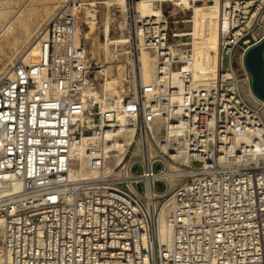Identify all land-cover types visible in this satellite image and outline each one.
<instances>
[{
    "label": "built area",
    "instance_id": "obj_1",
    "mask_svg": "<svg viewBox=\"0 0 264 264\" xmlns=\"http://www.w3.org/2000/svg\"><path fill=\"white\" fill-rule=\"evenodd\" d=\"M136 1L121 107L85 94L89 80L100 90L101 63L77 41L70 4L48 23L38 59L0 76V185L21 183L0 186L4 264H264V100L245 65L264 40V0H224L228 28L206 84L194 80L190 44L173 47L191 7L164 0L146 17ZM142 49L154 53L148 81ZM84 134L90 174L73 176Z\"/></svg>",
    "mask_w": 264,
    "mask_h": 264
},
{
    "label": "bare ground",
    "instance_id": "obj_2",
    "mask_svg": "<svg viewBox=\"0 0 264 264\" xmlns=\"http://www.w3.org/2000/svg\"><path fill=\"white\" fill-rule=\"evenodd\" d=\"M163 1L164 0H137L136 11L141 16L146 17L161 15ZM175 1L183 3L186 7H191L189 0ZM193 1L195 2L192 5L194 14L190 16V20L186 23L185 29L177 30L176 35L179 36V38L176 39V43L173 45V47L176 51L180 52L179 45L183 43V41H186L187 44H190L194 65V80L198 84H206L210 81H215L217 78L216 73L219 69V50L217 45L220 42L221 38L226 34L228 25L222 14L224 0H213L214 4H210L208 1H205L204 4L199 5H196L198 0ZM99 3L104 4L106 11H104V15L100 19L99 24L90 22L89 30L84 33V36L85 38H88L89 35L96 30H98L99 33L103 35V40L99 39V44L98 46L96 45V53H98L99 56L103 55L102 59L100 58V60H96L97 62L101 63V68L96 71V76H101V88L99 90L90 87L91 80H89L85 94L89 97H96L97 99L101 100L103 98L110 99L112 101V105L114 104L115 106L121 107L120 105H122V94L120 87H122L123 81L116 79L114 73L117 70L116 72L118 77L126 75L128 62L134 64V61L130 57L128 50L130 37L129 34L125 32L128 22L126 19L120 20L117 25V29L119 30V32L115 31L114 22L117 20L118 14L114 12L112 5L114 3H117L118 6L122 7V9L120 10L121 15H126V11L128 9L127 0H103L99 1ZM73 9L76 10V7H74ZM202 26H205V28H203V30H205L204 32L202 30ZM80 30L81 26L78 23L77 17V41H79L81 38ZM33 32L34 29H20L19 34L21 35V40L16 41V43L19 44L20 47L22 46V49L27 46L28 43H30L28 48L21 56V59H24L25 62L36 61L32 58V56L34 53H38L39 55L42 42L41 38H46L47 35L45 29L37 35V38L32 41V37L34 35ZM216 42L217 45L215 48L214 44ZM17 52H15L14 54H16ZM118 53H121L122 56L119 57ZM116 55L118 56V58H115ZM90 60L93 59L91 58ZM141 64L144 79L148 81L152 78V72L154 71V53L147 49H142ZM174 75L176 76V71H174ZM246 96L253 105H256V101L249 95L248 92L246 93ZM101 107L105 108L106 104L102 105ZM262 114L264 119V109L262 110ZM258 135H260L261 141L258 144H255L256 150H258L257 152L260 151L264 153V128L258 132ZM90 140L91 137L89 136V134H84L72 146L71 152L73 157L75 158V164L71 169V174L73 176L90 174L86 161V158L88 156V151L86 149L88 148ZM245 140L248 139L245 138ZM0 186L2 187L1 190L3 192L7 190H19L21 188V183L19 181H10ZM3 223V220L0 219V241L3 234ZM157 228L160 242L164 245H167L172 235L173 228L168 221L166 212L160 213ZM0 264H4V261L1 257Z\"/></svg>",
    "mask_w": 264,
    "mask_h": 264
},
{
    "label": "rangeland",
    "instance_id": "obj_3",
    "mask_svg": "<svg viewBox=\"0 0 264 264\" xmlns=\"http://www.w3.org/2000/svg\"><path fill=\"white\" fill-rule=\"evenodd\" d=\"M99 1L103 0H0V76L2 73L8 71L11 63H13L16 59H21L22 54L30 45V43H28L27 46L22 49V46L20 47L19 44L16 43L17 40H21V35L19 34L20 29H34V35L32 37L33 41L37 38L38 34L46 29L48 23L51 21L57 10L61 6L67 4L76 7L75 11L78 17V23L81 26L80 40L84 43L86 42L85 44L88 56L90 59L92 58L95 61L97 59L100 60V58L102 59L103 55L99 56L96 52L99 44L98 40H103V35L96 30L90 34L88 38H85L84 36V33L89 30L90 22L99 24L100 19L104 15V11H106L104 4H100ZM205 1L207 0H198L196 5L204 4ZM189 3L191 4V10L188 14H191L190 16H192L194 14L192 5L195 2L193 0H189ZM210 4H214V1ZM127 6L128 9L126 11V15H121L120 10L122 7L118 6L117 3H114L112 8L114 9V12L118 14L117 20L114 22L115 31L119 32L117 29L118 22L122 19H126L128 23L125 32L128 34V30L130 28L129 16L131 15V9L128 3ZM133 12L134 11H132V13ZM203 28H205V26H202V30ZM204 31L205 30H203V32ZM130 45L131 43L129 44L128 50L131 48ZM214 45L216 48L217 42ZM15 52L17 53L14 54ZM32 58L37 60L38 53H34ZM116 71L114 73L116 79L123 81L125 75L118 77ZM92 77L96 79L97 82H101V76H96V72L93 73Z\"/></svg>",
    "mask_w": 264,
    "mask_h": 264
},
{
    "label": "water",
    "instance_id": "obj_4",
    "mask_svg": "<svg viewBox=\"0 0 264 264\" xmlns=\"http://www.w3.org/2000/svg\"><path fill=\"white\" fill-rule=\"evenodd\" d=\"M264 40L249 48L245 56V65L251 76L253 93L264 100ZM160 185V183H159Z\"/></svg>",
    "mask_w": 264,
    "mask_h": 264
}]
</instances>
